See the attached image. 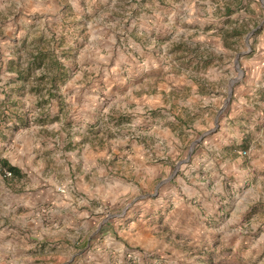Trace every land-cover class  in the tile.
<instances>
[{"label": "rangeland", "instance_id": "obj_1", "mask_svg": "<svg viewBox=\"0 0 264 264\" xmlns=\"http://www.w3.org/2000/svg\"><path fill=\"white\" fill-rule=\"evenodd\" d=\"M235 109L242 167L224 173L216 204H193L177 228L164 226L168 203L140 244L110 236L125 247L112 264H264V0H0V228L23 213L54 218L62 191L107 222L154 202L192 181L191 148L213 134L203 127ZM143 147L152 164L172 149L170 170L145 198L107 200L101 169L137 174ZM99 153L90 194L82 179ZM77 242L69 264L88 258Z\"/></svg>", "mask_w": 264, "mask_h": 264}, {"label": "crops", "instance_id": "obj_2", "mask_svg": "<svg viewBox=\"0 0 264 264\" xmlns=\"http://www.w3.org/2000/svg\"><path fill=\"white\" fill-rule=\"evenodd\" d=\"M50 1L52 4L55 0ZM236 115V109L232 110L228 117L218 114L213 121V129L207 130L203 127L206 132L213 134L204 139L202 146L191 148L190 155L192 156L189 157L191 160L189 170L192 173V181L188 182L189 184L184 178H179V184L170 185L169 191L163 192L159 199L154 202H147L144 199L140 201L144 202L138 208L115 215L114 220L108 222L98 213H91L89 203L90 201L93 203V196H87L88 200H86L90 212L81 209L80 206L77 208L74 205V196L70 192L65 191L62 192L63 194L58 193L52 197L49 196V200L57 207L55 212H52L54 218H51L50 215L44 216V218H35L32 212L23 213L18 216L17 224L13 223L11 227L0 228V238H2L0 239V264H69L74 262V258L83 252L82 246L79 247L80 243L77 240L86 245L85 251L90 249L87 254L88 258L81 264H112L111 255H122L125 253V247L110 236H123L122 241L126 245L129 244L130 239L133 243L140 244L139 241H143L148 235L151 236L157 232L158 225L155 219L158 217L155 216V213L159 212V208L166 210L165 206L170 202L174 204V207L168 209L169 215H164L163 219L166 220L164 226L184 228L188 224L187 222L191 220L190 212L198 210L195 207L197 204L202 202L216 204L215 195H217L219 187L222 186L224 173L228 171L229 166L232 165L233 169L241 171V159L237 157V151L232 149L237 144V137H240L237 134L241 133L239 122L234 120L237 118ZM194 122V128H197L199 123L198 121ZM206 134L203 133L204 136ZM160 151V148H155V155H160ZM147 153V149L141 148V151L138 152L140 165L137 174L126 169L125 174L122 172L118 174L120 176L119 181L115 178L109 179L108 174L113 173L112 171L109 172L105 168L101 169L103 174L107 175V180L102 185L105 188L104 196L107 200L122 204L127 197L134 193H142L137 199L145 198L149 195L151 185L154 183H156L155 186L159 185L161 182L159 180L163 176L162 173L170 170L171 163L169 161L174 156V152L170 149L166 153L168 157L161 158L165 161L158 163L156 160L154 164L150 163L148 157L150 154ZM238 153L240 154V152ZM128 156L129 159L131 155ZM100 157L99 153L94 158L96 163L84 173L83 182L86 183L89 173L92 175L88 177L90 181L98 179L96 172ZM109 170L113 169L109 168ZM88 185L87 183L84 184V186ZM89 188V193H93L98 188V182L97 184L91 182ZM78 191L83 192L80 187ZM35 200L31 199L32 205ZM133 211L138 212V218L134 222L126 223ZM104 233L109 237L106 236L99 244L101 234L104 235ZM96 247L99 248L96 249ZM65 252L70 253V259ZM99 254L102 256L101 260L98 259ZM77 261H81V259ZM117 263L124 264L125 259L120 257Z\"/></svg>", "mask_w": 264, "mask_h": 264}, {"label": "trees", "instance_id": "obj_3", "mask_svg": "<svg viewBox=\"0 0 264 264\" xmlns=\"http://www.w3.org/2000/svg\"><path fill=\"white\" fill-rule=\"evenodd\" d=\"M4 167H8V169L12 175H18L20 173V170L18 168L13 167V166H8L7 163H4Z\"/></svg>", "mask_w": 264, "mask_h": 264}, {"label": "built area", "instance_id": "obj_4", "mask_svg": "<svg viewBox=\"0 0 264 264\" xmlns=\"http://www.w3.org/2000/svg\"><path fill=\"white\" fill-rule=\"evenodd\" d=\"M6 175H7L8 177H10L12 174H11V173H7ZM62 192H64V191H62Z\"/></svg>", "mask_w": 264, "mask_h": 264}]
</instances>
